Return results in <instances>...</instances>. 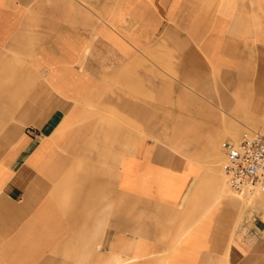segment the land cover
I'll list each match as a JSON object with an SVG mask.
<instances>
[{
    "label": "crops",
    "instance_id": "1",
    "mask_svg": "<svg viewBox=\"0 0 264 264\" xmlns=\"http://www.w3.org/2000/svg\"><path fill=\"white\" fill-rule=\"evenodd\" d=\"M151 4L183 2L0 0V264H264V193L234 195L218 149L245 83L204 87L213 46L174 25L171 49L107 44Z\"/></svg>",
    "mask_w": 264,
    "mask_h": 264
},
{
    "label": "rangeland",
    "instance_id": "2",
    "mask_svg": "<svg viewBox=\"0 0 264 264\" xmlns=\"http://www.w3.org/2000/svg\"><path fill=\"white\" fill-rule=\"evenodd\" d=\"M139 1L153 2V0ZM181 2L183 4L180 6L170 5L164 9H160L155 4L140 6V12L146 14L149 11L159 18L155 22H143L142 24L149 27H146L143 36L138 38L129 36L128 24L125 22L127 16L122 15L130 9V6L121 7L118 19H123L124 22L115 23L116 25L111 22L108 24L124 36L116 39L108 38L107 44L171 49L179 46V40L167 34L169 26L174 25V28L186 30L187 34H190L187 37L188 43L196 47L200 54L203 46H213L214 54L212 57L204 56V60L218 63L219 67L215 68L213 65L212 69L206 71L209 74L208 78L200 81L204 87L212 85L214 90L225 88V72L233 73L236 83H245L244 86H235V116L227 117L224 112L218 119L219 125L225 132L220 135L218 142L220 152L221 143L226 140L238 141L253 134L264 135V0H181ZM163 11L168 14L162 16ZM170 15H174L172 17L174 21L169 20ZM161 16L165 18V21L161 20ZM201 30H205L206 35L216 30L219 36L212 39L201 37L199 36L202 33ZM176 55L156 53L154 60L179 61ZM123 56L124 60L130 57L129 54H123ZM144 56L146 57L147 54ZM231 57H234L236 64L229 65L227 68L228 61H232ZM173 72L176 71H171ZM218 96L220 109H223L224 102L220 95ZM256 114L260 116H254ZM206 121L210 124V119H206L205 124ZM238 126L246 127L245 134L238 132ZM215 153L213 151V156ZM222 157L221 168L224 163V156ZM221 176L224 184L227 185L222 169Z\"/></svg>",
    "mask_w": 264,
    "mask_h": 264
},
{
    "label": "built area",
    "instance_id": "3",
    "mask_svg": "<svg viewBox=\"0 0 264 264\" xmlns=\"http://www.w3.org/2000/svg\"><path fill=\"white\" fill-rule=\"evenodd\" d=\"M222 172L231 192L252 199L264 193V135L253 134L238 141H224Z\"/></svg>",
    "mask_w": 264,
    "mask_h": 264
},
{
    "label": "bare ground",
    "instance_id": "4",
    "mask_svg": "<svg viewBox=\"0 0 264 264\" xmlns=\"http://www.w3.org/2000/svg\"><path fill=\"white\" fill-rule=\"evenodd\" d=\"M196 7V6H195ZM203 9V8H202ZM197 12V11H196ZM198 13V12H197Z\"/></svg>",
    "mask_w": 264,
    "mask_h": 264
}]
</instances>
